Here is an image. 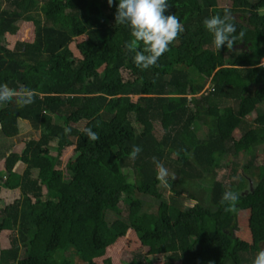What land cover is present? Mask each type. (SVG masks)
<instances>
[{"label": "trees", "instance_id": "trees-1", "mask_svg": "<svg viewBox=\"0 0 264 264\" xmlns=\"http://www.w3.org/2000/svg\"><path fill=\"white\" fill-rule=\"evenodd\" d=\"M169 2L166 14L185 31L158 66L142 70L126 48L130 27L116 22L107 0H0V84L36 93L24 107L15 98L0 104V194L19 190L0 209V234L11 231L0 264H43V257L79 264L75 256L112 264L109 248L131 230L148 250L124 264H253L264 244V208L252 211L264 204V158L255 151L264 141V0H234L231 7L220 0ZM225 8L256 20L234 18L236 43L218 50L203 21ZM20 21L31 24L32 39H9ZM208 82L209 90L196 95ZM229 98L234 105L224 106ZM120 111H127L121 121ZM89 121H97L98 141L79 127ZM201 125L209 130L204 137ZM133 146L142 149L135 159ZM67 147L75 155L64 166L62 188L44 200ZM242 154L249 158L243 172L256 182L246 194ZM225 155L233 156L229 177L238 186L212 176ZM158 165L168 171L166 183L157 179ZM181 178L209 180L205 205L188 206L174 191L165 197L167 188L184 191L175 185ZM226 191L239 193L234 211L220 202ZM119 196L124 204L115 202ZM243 209L251 210V241L233 232Z\"/></svg>", "mask_w": 264, "mask_h": 264}, {"label": "clouds", "instance_id": "clouds-1", "mask_svg": "<svg viewBox=\"0 0 264 264\" xmlns=\"http://www.w3.org/2000/svg\"><path fill=\"white\" fill-rule=\"evenodd\" d=\"M107 2L109 6L114 4V0ZM170 7L169 0H119L118 2L116 22L130 27L132 39L126 43V48L134 53L133 63L142 70L158 66L160 57L169 51V46L185 31L175 14H166ZM233 20L234 17L227 8L223 10V15L217 13L204 19L203 24L206 30L213 34L216 49L221 50L225 45L228 49H232L236 43L237 38L234 35L236 26ZM240 35L243 36V33ZM35 96L36 93L32 89H13L7 84H0V104L10 103L15 98L17 105L24 107L34 103ZM70 131L69 128L65 129L66 133ZM84 135L90 140H99L98 134L91 129H85ZM141 151L139 146H133L130 158L135 159ZM167 177V169L158 165L157 179L166 183ZM238 201L239 193L226 191L220 202L226 205L224 210L229 212L235 210ZM253 264H264V250L257 254Z\"/></svg>", "mask_w": 264, "mask_h": 264}, {"label": "rangeland", "instance_id": "rangeland-1", "mask_svg": "<svg viewBox=\"0 0 264 264\" xmlns=\"http://www.w3.org/2000/svg\"><path fill=\"white\" fill-rule=\"evenodd\" d=\"M233 1L234 0H220L219 6L230 7V6H232ZM105 8L107 10H110L114 14V17H115L117 8H113L112 6H109V4H106ZM216 11H217V8H214L213 12H216ZM261 13H263V12H261ZM18 24L20 26L18 34L8 35L9 39L10 40H16V39L30 40V39H32L33 27L31 26V24L23 22V21L18 22ZM78 32H79V37H78L79 42L84 41V39H85L84 29L79 28ZM103 66L104 65H100L99 69H102ZM209 85L210 84L207 83L205 86V89L208 88ZM150 87H151L150 85H148L146 87V90L144 93L145 95L150 94ZM170 88L172 90L174 89V87H170ZM256 93H257V91H256ZM136 98L137 97H135L134 99H136ZM234 103L235 102H232V99L229 98L227 100V104H225L224 106H228V105H232V104L234 105ZM259 103H260V105H264V98H260ZM192 107L195 108V105ZM126 113H127V111H120L118 116H117V120H119V121L123 120V118L126 116ZM56 116H58V115H56ZM96 122L97 121L82 122L79 124V127L83 131L85 129H91L94 132L96 129V126L98 125ZM199 129H200L199 132H200L201 137H204L206 135V133L209 131L207 129L206 125H201ZM28 130H30V129H28L27 126H23L24 132H27ZM95 133H96V131H95ZM234 135H235V137L239 138L241 135V130L239 128L236 129L234 131ZM255 151H256V155L259 156V158H264V141L258 142L255 145ZM74 155L75 154L73 152V147H67L65 149L64 154L62 156V162L63 163L60 167L57 168V171L55 172V175L53 176V179L51 180V182L49 184L50 188H49V190H47L46 196L44 197V200L47 199V196H55L59 193V191L62 188L64 166H65L66 162L69 160V158H73ZM247 157L248 156L246 154H242L240 159H239V161H240L239 169L243 173L242 175H244L246 177L249 175H247L243 172L242 165L245 164L246 160H249V158H247ZM232 159H233L232 155L223 156L221 158V161H220L222 167L214 169V172L212 173V175H216V177L218 179L224 180L225 183L227 184L226 186H229V183L231 181L234 182L233 177L232 178L229 177V175L231 173V168H232V166L230 165L231 162L233 161ZM2 166H3V162L0 163V170L3 169ZM207 177L210 178V175H207ZM254 182H255V180H254ZM234 183H235L234 186H238L236 184V182H234ZM254 184H256V182ZM175 185H176V188H181L184 191L181 192L180 194H177L175 192V188L174 189H170V188L168 189L167 188V193H166L165 197H167L169 195V193H173L172 191H174V193L176 195H181L183 197L184 196L187 197V199H185V202L188 206H193L196 203H201L199 197L204 199V198L210 196V189H205V188L200 187V186H196V188H194V186H187V185H189V183H185V180L184 179L182 180V178L179 179V181ZM248 185L250 186L249 182H248ZM248 185H247V188H248ZM247 188H245V189H247ZM193 189H198L199 191H197V193L192 197L193 193H191V192L193 191ZM245 189H244V192H245ZM206 190H209V192L208 193L205 192ZM17 197H19V190L3 189L1 194H0V209L7 206L8 204H10ZM120 199H121V197L119 196L117 198V201H115V202H121L122 200H120ZM147 201H149L148 198H147ZM150 202H152L153 206H156V203H154L153 199H150ZM204 203H207V202L204 201ZM120 204H124V202L122 201ZM258 208H261V209L264 208V204L255 206L254 208H252V211H256V209H258ZM41 209H43V208H38L36 210H41ZM262 211H264V209H262ZM250 213H251V210L243 209L242 211H240L237 214V229L234 232L236 235H240V237H244L245 239H248L249 241H251V239H250L251 235H250V231H249V215H250ZM108 219L110 221L115 219V213L113 211L108 212ZM10 236H11V231H9V230H5L0 234V250L2 248H7L10 246V242H9ZM147 250H148V247H142L140 245V242H139L135 232L133 230H131L126 237L119 239L115 243V245H113L109 248L105 258L110 257L112 260V264H124L123 262L125 260H129V259L133 258L134 254L136 252H138V251L147 252ZM262 250H264V244L262 245ZM49 260H51V259H47L45 257L42 258L43 264L50 263ZM74 260L76 262H78L79 264H85L80 260V258H78L76 256H75ZM100 264H104L102 259L100 260ZM175 264H181V263L176 262Z\"/></svg>", "mask_w": 264, "mask_h": 264}, {"label": "crops", "instance_id": "crops-1", "mask_svg": "<svg viewBox=\"0 0 264 264\" xmlns=\"http://www.w3.org/2000/svg\"><path fill=\"white\" fill-rule=\"evenodd\" d=\"M231 7V6H230ZM217 12V11H216ZM260 13L261 12H263L262 10H260L259 11ZM232 16H234V18L237 20V21H241L242 23H245L246 21H247V19H248V21L250 22V20H251V22H254L255 20H256V18H255V16H251V17H248L247 18V14L245 15L244 14V12H241V11H236L235 13H233L232 14ZM204 32H205V34H207V35H211V33L210 32H208L207 30H206V28L204 29ZM238 47H240L241 49H244V48H246L247 49V47H245V44H239V45H237ZM262 63H264V58L262 59ZM209 84L211 83V82H208ZM263 142V141H262ZM258 157V159H262V158H259V156H257ZM1 163V162H0ZM2 168H3V166H2ZM4 169V168H3ZM0 171H2V169L0 170ZM247 178V177H246ZM255 180V179H254ZM240 211H242V210H239V212ZM238 212V213H239ZM250 216V215H249ZM249 229H250V227H249Z\"/></svg>", "mask_w": 264, "mask_h": 264}, {"label": "flooded vegetation", "instance_id": "flooded-vegetation-1", "mask_svg": "<svg viewBox=\"0 0 264 264\" xmlns=\"http://www.w3.org/2000/svg\"><path fill=\"white\" fill-rule=\"evenodd\" d=\"M214 172V171H213ZM213 177H215L217 180H221V179H218L217 177H216V175H212ZM207 178H209V177H207ZM210 178H211V176H210ZM201 182V183H200ZM198 181V180H196V182L195 181H185V183H189V185H187V186H194V188H196V186H206V189H210L211 188V184H210V182H209V180H203V181ZM204 184H203V183ZM210 187V188H209ZM197 191H199L198 189H193V191L191 192V193H193L192 194V197L197 193ZM205 192H209V190H206ZM199 199H200V201H201V204L202 205H205L206 203H204V201H206V198H200L199 197ZM237 228H235L234 229V231L233 232H235V230H236Z\"/></svg>", "mask_w": 264, "mask_h": 264}, {"label": "water", "instance_id": "water-1", "mask_svg": "<svg viewBox=\"0 0 264 264\" xmlns=\"http://www.w3.org/2000/svg\"><path fill=\"white\" fill-rule=\"evenodd\" d=\"M247 180H248V182L250 183V186H248V188L247 189H245V192H243V194H246V193H248V191L250 190V191H253L254 190V179L252 178V177H249V176H247ZM253 180V181H252Z\"/></svg>", "mask_w": 264, "mask_h": 264}, {"label": "built area", "instance_id": "built-area-1", "mask_svg": "<svg viewBox=\"0 0 264 264\" xmlns=\"http://www.w3.org/2000/svg\"><path fill=\"white\" fill-rule=\"evenodd\" d=\"M210 86H211V84L208 86V88L204 89V90H203L202 92H200L198 95L202 94V93H203L205 90H207V91H208V90H209V88H210ZM188 97H189V98H191V94H189V95H188Z\"/></svg>", "mask_w": 264, "mask_h": 264}]
</instances>
